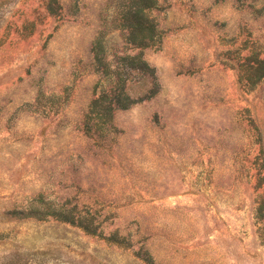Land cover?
Returning <instances> with one entry per match:
<instances>
[{
  "label": "rangeland",
  "instance_id": "1",
  "mask_svg": "<svg viewBox=\"0 0 264 264\" xmlns=\"http://www.w3.org/2000/svg\"><path fill=\"white\" fill-rule=\"evenodd\" d=\"M133 4L0 0V264H264V0ZM102 31L156 74L110 122Z\"/></svg>",
  "mask_w": 264,
  "mask_h": 264
},
{
  "label": "trees",
  "instance_id": "2",
  "mask_svg": "<svg viewBox=\"0 0 264 264\" xmlns=\"http://www.w3.org/2000/svg\"><path fill=\"white\" fill-rule=\"evenodd\" d=\"M134 2L135 4L125 13L121 30L127 36L128 47L144 50L151 47L155 37L158 36L156 27L146 14L153 8V4L152 0H134ZM104 38L105 32L102 31L94 44L93 55L97 71L104 79L110 81V87L94 101L93 107H101L110 122L116 112L128 110L138 103L130 93L131 85L134 83L132 75L141 76V79L149 78L156 86V74L140 55L122 57L120 62H117V68L113 70L114 66L108 61L104 50Z\"/></svg>",
  "mask_w": 264,
  "mask_h": 264
}]
</instances>
